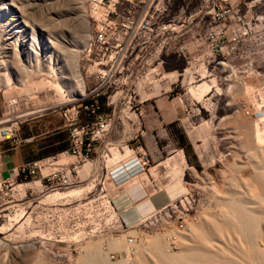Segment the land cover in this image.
<instances>
[{
    "label": "rangeland",
    "instance_id": "rangeland-1",
    "mask_svg": "<svg viewBox=\"0 0 264 264\" xmlns=\"http://www.w3.org/2000/svg\"><path fill=\"white\" fill-rule=\"evenodd\" d=\"M88 1L0 0V36L9 37L7 41L11 43L17 39L28 42L35 39L38 45L37 55L34 53L31 60L25 54L18 58L15 52L9 55L3 48L0 50V94L7 99L24 98L35 108L49 109L44 117L31 122L48 115H61L73 101L88 95L87 68L91 72L97 70L84 61V52L94 46ZM216 2L177 0L176 8L188 4L190 11L199 9V35L194 31L187 34L188 40L199 39V44H188L185 54H180L177 46L165 49L166 65L156 63L149 68L151 71L159 67L154 75L158 89L166 84L171 95H181L186 101L187 130L171 128L169 137L160 141L159 152L148 150L147 138L130 140V147L125 149L133 153L139 145H144L151 159L147 173L133 183L143 184L151 194L175 186L180 191L178 197L190 193L189 206H193V212L187 232L164 233L162 220L158 217L147 220L153 213L147 214L130 231L137 245L136 253L127 258L124 252H128L129 245L125 240L112 242L110 235L92 240L84 238L83 220L75 210L91 190L88 182L48 191L38 180H20L17 185L20 192L14 194V200L9 199L10 210L1 214L9 219L0 218V264H181L185 263L184 258L190 260L186 264H264L261 251L264 219L256 212L255 228H246L248 215L236 211L231 202L233 187L242 188L241 177L247 171L246 176L253 173L251 161L264 155V148L260 153L255 150L251 132L252 126H258L264 137V0H230L246 16L244 24L235 21L233 27L209 14ZM211 34L215 41L210 39ZM81 35L83 39L79 38ZM50 43L53 47L49 55H54L53 60L45 55V46ZM75 55L86 85L84 96L70 81L73 79L70 59ZM181 73H184L182 77ZM170 77L171 83L167 80ZM202 85L211 88L203 92ZM147 87L148 77L137 84L142 99L149 97L144 90ZM132 117L138 118L136 113ZM143 127L146 130L145 126L141 130ZM235 130L240 138L238 145L231 140ZM163 146L170 148L164 150ZM111 151L114 157L109 160L110 165L122 157L119 149ZM179 153L186 158L181 163L174 158ZM81 177L87 178L83 170ZM250 188L252 198L257 192ZM73 190L81 192L54 198L57 193ZM201 230L209 236L205 246L199 234ZM171 236L178 237L177 245L171 242ZM110 244L123 257L112 260L105 249Z\"/></svg>",
    "mask_w": 264,
    "mask_h": 264
},
{
    "label": "built area",
    "instance_id": "built-area-1",
    "mask_svg": "<svg viewBox=\"0 0 264 264\" xmlns=\"http://www.w3.org/2000/svg\"><path fill=\"white\" fill-rule=\"evenodd\" d=\"M176 1H88L89 18L94 25V47L84 52V61L87 66L97 70L91 72L87 68L90 82L88 98L73 101L61 112L70 133L71 148L61 154L36 160L22 167L11 178L6 179L0 173L1 219H9L8 215L1 214L10 210L12 203L9 199L14 200V194L20 192L17 190L20 180H38L48 191L69 189L88 182L91 190L75 210V214L83 220L84 238L92 240L110 235L112 242L127 241L129 249L124 252L127 258L136 253L137 239L130 235V231L139 223L126 220L125 211L117 205L115 194L128 181L147 173L151 161L147 148L139 145L131 154L129 166L122 164L115 167L109 164V160L114 157L109 149L103 155V163L97 171L84 180L81 175L84 163L92 157L95 143L106 142L118 121L123 126L127 121L131 126L135 120L132 115H141L139 106L142 96L137 84L142 78L148 77V87L144 90L146 94L149 93L159 67L155 66L151 71L149 68L156 63L158 66L166 65L165 49L177 46L181 49L180 54H185L187 34L194 31L199 35V9L190 11L188 4L176 8ZM216 1L209 11L210 15L219 17L229 27H233L231 24L235 21L244 24L246 16L240 8L231 4L230 0ZM210 39L215 41L213 34ZM106 107L112 108V112L104 114ZM48 111L35 108L24 98H5L0 104V143L13 141L16 146L20 145L21 127L44 117ZM85 118L92 120L85 121ZM140 138H143V133L137 132L130 140L139 141ZM128 143L121 150L130 147ZM190 196L189 192H185L155 211L147 220L160 218L164 233H186L193 212V206H189ZM170 240L175 245L179 241L177 236H171ZM105 249L112 260L123 257L122 253L112 249L111 244L106 245Z\"/></svg>",
    "mask_w": 264,
    "mask_h": 264
},
{
    "label": "crops",
    "instance_id": "crops-1",
    "mask_svg": "<svg viewBox=\"0 0 264 264\" xmlns=\"http://www.w3.org/2000/svg\"><path fill=\"white\" fill-rule=\"evenodd\" d=\"M185 43L187 46L188 44H199V39L188 40L186 36ZM183 74L181 73V77ZM167 80L171 83L172 77ZM147 94L149 96L147 99H140L141 115L136 113L140 119L135 118L131 126L128 124L123 126L118 121L106 142L95 143V150L91 159L83 165L85 176H90L101 167L103 155L109 149H119L121 151L122 157L116 164H113V167L122 164L129 166L132 153H127L121 148L137 132L143 133V138H147V148L149 150L158 152L161 145L160 141L169 137L168 131L171 128L187 130L185 123L187 103L181 95H171L166 84L163 88L158 89L156 81ZM5 98L0 94V104L3 103ZM111 112L112 108L106 107L104 109V114ZM142 116L144 117L143 120L141 119ZM84 120L91 121L92 118H85ZM142 126H145L146 130L144 127L141 130ZM19 137L22 143L18 146L13 141L0 143V173L6 179L13 177L22 167L36 160L61 154L71 148L70 133L65 127L60 114L48 115L40 121L26 123L21 127ZM165 144L166 142H164ZM163 149H165V146H163ZM174 158H177V161L181 163L185 155L179 153ZM135 179L125 183L122 189L115 194L116 203L125 211L124 215L129 223H139L145 215L167 206L180 195L179 188L176 186L151 194L143 184L133 183Z\"/></svg>",
    "mask_w": 264,
    "mask_h": 264
},
{
    "label": "bare ground",
    "instance_id": "bare-ground-1",
    "mask_svg": "<svg viewBox=\"0 0 264 264\" xmlns=\"http://www.w3.org/2000/svg\"><path fill=\"white\" fill-rule=\"evenodd\" d=\"M92 22V21H91ZM93 23V22H92ZM2 31V30H1ZM6 37V36H5ZM4 37V35H1L0 36V50L3 48L4 50H5V52L4 53H8L9 55H12V52H15L16 53V55L18 56V58L20 57L19 55H21V54H25V56H27V58H29L30 60L31 59H33L34 57H33V54L35 53L36 54V52H35V48H36V46H38V45H36L37 44V42H35V39H32V41L31 42H28L26 39H17V41L16 42H13V43H11V42H8L7 41V39H10L9 37H6L5 38ZM88 37H89V35H87V39H88ZM79 38H81V39H83V36L81 35V36H79ZM93 38H94V25H93ZM87 39L85 40V42H84V44H85V46H86V41H87ZM88 42V41H87ZM19 45H20V47H19ZM29 46V47H28ZM46 46H48V47H46ZM45 46V55L46 56H48V57H46L48 60L50 59V60H53V58H54V55L51 53L50 55H49V53H50V51L52 50V47H53V43H50V44H47ZM93 47L94 46H92L91 47V49H93ZM14 48V49H13ZM29 48V49H28ZM12 49L14 50V51H12ZM86 50H88V49H86ZM74 52H76V51H74ZM37 53H39V52H37ZM77 53V52H76ZM8 55V56H9ZM15 55V56H16ZM37 55V54H36ZM14 56V55H13ZM16 56V57H17ZM9 58H11L10 56H9ZM38 58V57H37ZM56 60H58V59H56ZM78 59H76V55L73 57V59H70V61H71V66H72V69H73V79H71L70 81H71V85L72 86H75V88L76 89H78V91H80V93L84 96V94H85V91H86V85H85V82H84V80H83V78H82V75H81V72H80V70H79V65H78V61H77ZM33 61V60H32ZM50 64H51V62H49ZM69 65V64H68ZM65 76V75H64ZM69 77H71V76H69ZM66 78V77H65ZM203 87H202V89H203V92H206V91H208L211 87H209L208 85H202ZM75 90V89H74ZM89 92V91H88ZM86 98H88V95L85 97V99ZM84 100V99H83ZM247 122V121H246ZM249 123V122H248ZM245 127V126H244ZM252 128V130H251V132L253 133V138H254V141H255V150H258L259 151V153L262 151L263 152V148H264V137H263V134H262V132H261V129L258 127V126H252L251 127ZM245 130V129H244ZM248 130H250V129H248ZM248 133V132H247ZM233 136L231 137V140H233V142L232 143H234L235 145L237 144H239V140H240V138H237V132H236V130L233 132ZM242 134V133H241ZM250 135V134H249ZM248 139V138H247ZM242 140V139H241ZM243 141V140H242ZM236 147V146H235ZM250 152H252V151H250ZM258 153V152H257ZM247 156V155H246ZM258 156V155H257ZM249 159V158H248ZM254 159V158H253ZM250 161V160H249ZM251 162H253V165H254V169H253V173L251 174V175H249V176H246L247 175V172H245V177H241V180L242 181H240V184H241V182L243 183V186H242V188H239V187H233V191H232V198H233V200L231 201L232 203H233V207H235V209H236V211H239V213H244V214H247L246 216V218H248L244 223H245V227L246 228H248V229H252V228H255V226H254V220H255V218H254V220H253V215H254V213H256L257 212V214H259L260 213V215H261V218H263L264 219V155H262V156H258V157H256L253 161H251ZM250 164V163H249ZM241 165V164H240ZM244 166H246V165H244ZM240 173V172H239ZM236 175V174H235ZM239 177V176H238ZM240 179V178H239ZM239 185V184H238ZM231 187V186H230ZM250 187H252V188H254L255 190L254 191H256L257 192V195H255L254 197H250L251 196V188ZM229 189V188H228ZM243 190H245V192L243 191ZM78 192H81V190H73V191H71V192H68V193H57V194H55V196H54V198L55 197H57V198H59L60 196H64V195H78L77 193ZM250 195V196H249ZM49 198H51V199H53L52 198V196L51 197H49ZM48 198V199H49ZM231 198V197H230ZM54 200V199H53ZM225 202H227L226 200H225ZM230 203V202H229ZM258 207V208H257ZM220 208V207H219ZM258 210H259V212H258ZM224 214V213H223ZM252 215V217H250L249 215ZM220 216V215H219ZM240 216V215H239ZM259 216V215H258ZM222 217H224V216H222ZM209 218V217H208ZM218 218V217H217ZM244 218V217H243ZM204 219V218H203ZM216 219V218H215ZM239 220V219H238ZM258 222V221H257ZM253 223V224H252ZM259 224V223H258ZM244 227V226H243ZM200 230V229H199ZM206 230V229H205ZM219 230V229H218ZM232 230V229H231ZM238 231V230H237ZM246 231V230H245ZM248 232V231H247ZM201 233V236H202V239H203V244H204V246L206 245V243L208 242L207 241V239H208V237L209 236H206V233H204V230H201V231H199V234ZM203 233V234H202ZM211 233H213V232H211ZM210 233V234H211ZM195 234V233H194ZM221 234V233H220ZM207 235H208V233H207ZM239 235V234H238ZM200 236V235H199ZM236 237V236H235ZM197 238V237H196ZM201 240V239H200ZM224 241V240H223ZM227 241V240H226ZM216 242V241H215ZM230 243V242H229ZM209 245V244H208ZM215 245H216V243H215ZM231 245H232V243H231ZM193 246V245H192ZM203 246V247H204ZM217 246V245H216ZM239 246V245H238ZM188 247V246H187ZM219 247V246H218ZM189 248V247H188ZM215 248V247H214ZM233 248V247H232ZM241 248H242V246H241ZM263 248H264V244H263ZM204 249V248H203ZM222 249V248H221ZM259 249V248H258ZM260 249H262V248H260ZM205 250V249H204ZM216 250H218V249H216ZM215 250V251H216ZM245 250V249H244ZM249 250V249H248ZM193 251H196V249L195 250H193ZM207 251V250H206ZM205 251V253H207ZM211 251V250H210ZM231 251V250H230ZM262 251V254H264V249H262L261 250ZM153 252V251H152ZM202 252V251H201ZM218 252V251H217ZM224 252H226V251H224ZM229 252V251H228ZM235 252V251H234ZM196 253V252H195ZM200 253V252H199ZM218 253H220V252H218ZM197 254V253H196ZM163 255V254H162ZM195 255V254H194ZM207 255V254H206ZM222 255V254H221ZM226 255V254H225ZM204 256V255H203ZM212 256V255H211ZM223 256V255H222ZM243 256V255H242ZM246 256V255H245ZM264 256V255H263ZM174 257V256H173ZM193 257V256H192ZM196 257V256H195ZM205 257V256H204ZM207 257H209V256H207ZM248 257V256H247ZM172 258V257H171ZM179 259V258H178ZM182 259H183V257H182ZM204 259H206V258H204ZM210 259V258H209ZM242 259V258H241ZM264 259V258H263ZM221 260V259H220ZM225 260V259H224ZM177 261V260H176ZM182 261V260H181ZM184 261H185V263L184 262H182V263H184V264H186L187 263V261H190V260H187L186 261V259L184 258ZM202 261V260H201ZM238 261H239V259H238ZM157 262V261H156ZM163 262V261H162ZM179 262H180V259H179ZM208 262V261H207ZM231 262V261H230ZM181 263V262H180ZM181 263V264H182ZM193 263V262H192ZM176 264H178V263H176ZM212 264V263H211Z\"/></svg>",
    "mask_w": 264,
    "mask_h": 264
}]
</instances>
